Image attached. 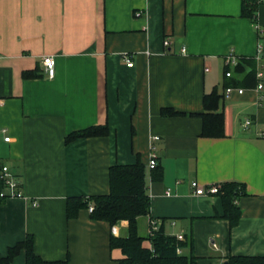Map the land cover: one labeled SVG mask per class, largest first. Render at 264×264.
Returning <instances> with one entry per match:
<instances>
[{
    "label": "crops",
    "instance_id": "1",
    "mask_svg": "<svg viewBox=\"0 0 264 264\" xmlns=\"http://www.w3.org/2000/svg\"><path fill=\"white\" fill-rule=\"evenodd\" d=\"M241 6L242 0H0V128L10 137L6 143L0 135V166L17 177L25 197L0 205L1 256L31 235L45 261L69 256L68 264H118L122 254L110 250L109 239L126 236L128 223L115 225L113 234L87 210L68 220L66 200L107 194L109 168L137 157L146 166L150 198L141 235L149 218L161 219L166 234L192 237L200 264L264 256V40L258 31L264 38V3L256 25L241 17ZM230 53L255 80L262 73L261 92L256 82L231 87L242 94L226 93ZM45 56L55 60L52 78ZM36 69L41 78L22 77ZM213 91L224 137L203 138L201 119L190 114L202 112L204 95ZM163 108L186 115L163 117ZM95 126H107L109 134L65 144L69 134ZM152 154L159 181L151 179ZM193 181L242 184L238 225L231 229L221 218L219 196H195ZM12 264H25L24 253Z\"/></svg>",
    "mask_w": 264,
    "mask_h": 264
},
{
    "label": "trees",
    "instance_id": "2",
    "mask_svg": "<svg viewBox=\"0 0 264 264\" xmlns=\"http://www.w3.org/2000/svg\"><path fill=\"white\" fill-rule=\"evenodd\" d=\"M260 2L261 0H242L241 17L249 19L256 25L257 8ZM259 39L264 40L261 31ZM242 60L239 59L238 65L231 70L232 75L227 87L244 84L253 86L257 82L253 71L246 72ZM244 62L247 63L246 60ZM22 77L37 79L42 77V73L38 69L25 71ZM202 104V112L190 114L201 119L200 136L203 138L224 137V114L219 111L220 96L213 91L211 94L204 95ZM161 115L163 117H178L186 114L172 108H163ZM108 134L107 126H95L69 134L65 138V144L78 139L106 137ZM151 171L153 181L161 180V168L156 166ZM146 176V166L139 157L134 164L111 166L108 171L109 192L89 197H68L66 200L67 219H76L81 210L89 212V207H92L89 216L93 221L108 223L110 227L126 221L128 223L126 236L111 235L109 239L110 250H119L122 254V258L117 260L118 264H200L198 258L193 254L192 237L185 235L182 240H179L176 236L166 234L163 220L155 219L161 221V225L152 234L149 233V221L146 235L139 233V219L149 216L150 210ZM14 177L18 181L15 175ZM18 186L21 188L19 181ZM1 193L7 194V187L1 179L0 166ZM244 195H246L244 186L237 182L221 184L217 194L223 205L221 218L229 222L231 229L239 223L241 211L237 201ZM6 200L8 199L0 197V205ZM184 249H189L191 252L183 254ZM21 253L25 255V264H68L69 262V256L65 260H43L35 253L33 237L28 235L24 240L10 247L5 256L0 255V264H12V261ZM227 262L228 264H264V256H230Z\"/></svg>",
    "mask_w": 264,
    "mask_h": 264
},
{
    "label": "built area",
    "instance_id": "3",
    "mask_svg": "<svg viewBox=\"0 0 264 264\" xmlns=\"http://www.w3.org/2000/svg\"><path fill=\"white\" fill-rule=\"evenodd\" d=\"M261 3H264V0H261ZM140 12H136L135 16H139ZM260 32V30H258ZM169 41L167 39H165L163 41V45L165 47L169 46ZM182 52H185V49L182 48ZM258 53H262V45L258 46ZM123 61L126 63L127 67H132L133 63H132V58L130 55L128 54H124L122 56ZM239 63V59L233 54L230 53L228 54V56L225 59L224 62V66L226 68V72H225V76L227 78L231 77V70L236 67ZM43 64V68L45 73L47 74V76L49 78L54 77L55 75V60L52 56H45L43 58L42 61ZM261 78H262V73H257L256 74V79H257V86H256V90L261 92L263 90V86L261 84ZM233 91H237L238 94H242L243 90L242 89H238L235 90L234 88L228 87L226 88V93L230 94ZM249 124L248 121L245 122V125L247 126ZM0 135L3 138V141L8 143L10 142V137L8 136V131L6 128H0ZM153 140H157V137L152 138ZM157 166L156 163V158L155 155L152 154L149 162H148V167L149 169L153 170L155 167ZM1 179L4 181L6 187H7V194L1 193L0 197H4L7 199H13V198H18V199H24V195L22 192V189L18 186V181L15 179L14 175L11 173V171L9 170V168L7 166H1ZM191 186V190L193 192V194L195 196H213V195H217L219 193L221 184H214V185H208V186H203V185H199L197 182L193 181L190 184ZM31 204L33 207H37L38 206V202L37 200H32ZM92 211V207H89V212ZM149 233L152 234V232L154 230H157L158 227L161 225V221L159 220H155V219H149ZM112 233L114 234L116 232V227H112L111 229ZM179 240L183 239L182 235L176 236Z\"/></svg>",
    "mask_w": 264,
    "mask_h": 264
},
{
    "label": "rangeland",
    "instance_id": "4",
    "mask_svg": "<svg viewBox=\"0 0 264 264\" xmlns=\"http://www.w3.org/2000/svg\"><path fill=\"white\" fill-rule=\"evenodd\" d=\"M139 232H140V234H144V232H143L141 227L139 228Z\"/></svg>",
    "mask_w": 264,
    "mask_h": 264
},
{
    "label": "water",
    "instance_id": "5",
    "mask_svg": "<svg viewBox=\"0 0 264 264\" xmlns=\"http://www.w3.org/2000/svg\"><path fill=\"white\" fill-rule=\"evenodd\" d=\"M224 264H228V262L226 261V262H224Z\"/></svg>",
    "mask_w": 264,
    "mask_h": 264
}]
</instances>
